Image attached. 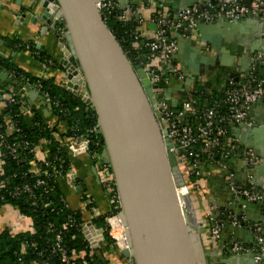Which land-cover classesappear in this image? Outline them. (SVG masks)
Masks as SVG:
<instances>
[{"label": "water", "instance_id": "95a60500", "mask_svg": "<svg viewBox=\"0 0 264 264\" xmlns=\"http://www.w3.org/2000/svg\"><path fill=\"white\" fill-rule=\"evenodd\" d=\"M48 1L55 2L52 9L58 8L57 19L65 29L64 38L68 48L66 53L82 76L81 89L86 92L87 97L74 90L77 86L68 90L96 113L98 134H101L104 142L101 160L110 167L120 201L121 218L127 230L129 245L127 249L121 250V254L130 257L133 264H264V257L259 262L254 261V252L231 250L232 243L237 241L249 247L256 245L255 234L247 226L238 227L228 223L222 227V231L230 227L231 239L221 248V252H225L220 257L217 249L209 251L204 245L202 225L197 219L191 195L174 156L173 144L167 137L155 105L154 96L174 113H178L182 102L177 99L172 101V85H167L164 79L151 83L143 67L126 56L106 25L103 15L96 8L94 0H26L28 4L35 6L33 11H37V18L44 25L50 22ZM118 1L132 10L145 3H155L167 8L176 19L181 10L210 0ZM14 2L19 5L22 0ZM24 16V13L21 14V17ZM32 22L35 23L34 19ZM250 22L255 29L250 44L255 52L253 65H256L264 60V19L229 21L221 18L211 23L198 22L196 34L194 31L178 34L187 37L186 43L189 46L192 38L196 42L201 40L208 45L217 46L216 40L205 31L218 26L234 30ZM196 53L190 54L195 65L200 60ZM174 63L182 71L186 70L187 65L179 60ZM65 65L69 70L74 68L69 62ZM2 75L6 78V73ZM67 86L70 87V84L67 83ZM159 88L162 91L154 95L153 89ZM33 94L38 95L34 91L27 95L32 97ZM252 147L255 154L263 158L262 164L255 169L262 168L264 151L256 144ZM223 173L226 177L227 173ZM256 186L264 188V181L256 183ZM178 188L184 189L181 195L177 193ZM226 188L227 193L233 194L229 181ZM238 198V201L235 199L238 212L235 208H229L234 215L244 213L250 220V210H264V204ZM227 201L231 202L230 199ZM252 222L262 223L263 219Z\"/></svg>", "mask_w": 264, "mask_h": 264}, {"label": "built area", "instance_id": "2783aa9c", "mask_svg": "<svg viewBox=\"0 0 264 264\" xmlns=\"http://www.w3.org/2000/svg\"><path fill=\"white\" fill-rule=\"evenodd\" d=\"M96 8L103 15V19H106L105 13L113 12L116 9V0H94ZM55 2L48 4L50 22L48 24H43L39 18H37V11L26 10L22 11L21 14L28 15L29 20L32 24H39L40 22L44 26L55 25V22H60L57 19V9H52ZM30 5V4H29ZM17 16V17H19ZM131 17L128 13H120L119 19L127 20ZM174 19L173 14L165 7L157 6L151 17V22L155 25V36L153 39L148 40L144 43L146 52H140V45L135 44L130 50L133 53H136L137 56L132 61L133 63L140 64L146 75H149L151 83H157L161 79H164L167 83V76L162 75L165 68H169V73L176 79L181 80L185 77L184 71H182L174 63V55L177 51V45L174 40H171L167 37V33L170 30L178 32H187L194 31L197 23H211L217 19H227L229 21H238L245 18H255V19H264V0H249L246 3V0H210L207 3H201L199 5H193L181 10ZM37 20H36V19ZM35 21L33 23L32 21ZM56 36L60 42H64L61 47L63 57L60 59L62 67L65 72V80L61 83V86L68 88H73V85H77L75 91L81 89V83L83 84V79L80 73L78 72L76 66L74 65L72 58L66 53L68 48L64 38L65 29H56ZM36 48H38L36 46ZM46 64L41 65L44 68L52 67L53 61L51 59H46ZM71 63L74 67L73 69L78 72L79 83H75L73 75L75 71L73 69L66 68L65 63ZM60 64V63H59ZM60 64V65H61ZM262 68L260 72L257 71V67ZM6 80L10 79V75L6 71ZM67 83L70 84V87L67 86ZM41 84L36 83L33 85H21L18 88H14L13 85H8L5 90H0V112L3 110L4 103H11L14 101L16 96L23 95L25 96V105L21 108L22 112H26L29 108H34L41 110L43 115L46 116L45 111L48 113V116H52L54 119L55 115L51 112V105H58V101H52L47 92H41ZM37 92L40 101L38 103L27 102V93L28 92ZM154 95L160 93L162 90L153 89ZM75 95V94H74ZM77 96V95H75ZM82 96V95H81ZM85 103V102H84ZM255 103H261L264 106V60H260L256 65H251V67L243 72L237 80L231 78L228 82V85L222 91V97L216 99L209 107L198 108L196 106L195 100L187 98L183 100L181 105L178 108V113H174L169 109L161 100H155V105L159 111L160 121L163 124L167 137L171 140L173 144V153L175 158L178 161L179 169L181 170L186 187L188 186V173H194L195 175L200 176L201 168L203 166L210 165H221L223 166L226 161L231 157L242 158L245 162V165L250 169L256 165H259L263 158L258 157L255 153V150L252 148H246L240 146L236 138L230 134V127L235 125H250V122L247 119V111ZM86 104V103H85ZM87 105V104H86ZM88 106V105H87ZM90 107V106H88ZM224 109V110H223ZM62 111V109H58ZM3 129L6 133H17L18 128L8 116L4 117V122L0 121V129ZM67 126L61 131L65 132ZM89 132H94L98 134L97 118L96 124ZM91 139L86 134H78L75 130L64 137L61 142V147L68 160L74 156L77 150H81L84 153L89 154V146ZM0 145H5L3 140V134L0 132ZM19 145L14 143L6 144V148L10 150L11 153L16 151V148ZM104 150V148H103ZM102 150V151H103ZM102 153V152H101ZM40 156V157H39ZM204 158H203V157ZM202 157V158H201ZM36 158L43 162L45 167L43 171L44 176L52 175L58 180H67L69 184L75 187L80 191L82 208L80 212L82 213V221L77 224L79 231L83 236V240L86 244V248L90 253L98 249L104 241L103 232L100 228L96 227L92 223L91 219L95 215V207L92 204L93 199L89 197L83 187L78 177L74 172H72V166L69 163L67 166L64 165V159L59 157L55 158L53 164L50 163L47 158L46 152L43 156L36 154ZM101 160V154L98 156ZM102 161V160H101ZM32 170H37L35 163ZM47 168L51 169V173L47 171ZM100 173L104 177L103 184L105 193L108 199V211H111V206L114 208L112 214H107L105 217V228H107L110 237L113 239L112 246L115 248L116 253L121 254L122 249L128 248V239L126 233V227L123 224L121 217V206L117 191L114 187V180L110 172V167L105 163H101ZM227 176V175H226ZM230 176V175H229ZM231 177V176H230ZM230 179V178H229ZM43 179H38L36 185H42ZM182 188L177 189L178 195L179 191ZM187 189V188H186ZM22 190L25 192H30V187L24 185ZM184 190V189H183ZM230 190L231 192L243 198L249 202L264 204V188L254 187L252 184L249 185H239L230 181ZM188 191V190H187ZM85 196L86 200H82V197ZM34 203V202H32ZM90 204V207L86 206ZM92 204V205H91ZM44 206L47 203L43 204ZM117 205L119 210L116 211ZM221 215L218 218H209L207 227H208V239L211 242H215L220 236L222 227L225 224H232L233 226L249 227L255 234L256 245L254 247H249L244 245L241 241L232 243L231 250L238 251L241 250L244 253L254 252V261L259 262L261 258L264 257V220L261 225L253 224L244 225L245 219L240 217H234L225 212H220ZM118 215L123 226L118 224V221H115V217ZM27 218V217H26ZM69 221L72 223V218H69ZM31 220L27 218V229L32 230ZM119 234H123V239ZM62 237L60 232L55 234V241L52 244L51 251L58 252V260L62 264H74L77 259L80 258L76 252L70 254L67 253V250L62 245ZM126 242V245L124 244ZM40 254V253H38ZM127 260L125 264H133V261L130 257H125ZM132 261V262H130ZM29 264H47V259H42L40 261L30 260ZM108 264H111L108 262Z\"/></svg>", "mask_w": 264, "mask_h": 264}, {"label": "crops", "instance_id": "0c3cea01", "mask_svg": "<svg viewBox=\"0 0 264 264\" xmlns=\"http://www.w3.org/2000/svg\"><path fill=\"white\" fill-rule=\"evenodd\" d=\"M14 1H0V54H9L17 67L32 75L53 78L55 82L61 84L65 80V72L63 67H61L60 61L63 57L61 47L64 42H60L56 36V29L58 28L55 25L53 27L51 25L43 27L44 25L41 22L32 24L28 15L21 17L19 14L29 8L35 10V6L30 3L29 5L26 0H22L19 5H16ZM156 7L155 3H145L139 8L132 10L131 7L125 8L123 4L116 0V9L119 13H128L131 17L140 21L138 32L142 41L151 40L155 36V25L149 19ZM249 19L245 18L244 20ZM252 27L253 24L250 22L248 25H240L234 30L218 26L216 29L205 31L209 37L216 40L217 46L208 45L201 40L196 42L193 38L191 46H189L186 43V36L178 34V31L170 30L167 33V37L174 40L177 45L174 61L179 60V62L187 65L184 71L185 77L181 80H173V76L168 74L169 68L163 70L164 77L167 76V85H172L171 87L173 88L172 101L176 99L179 102L186 100L196 85L202 88L205 95H212L223 90L231 78L237 80L243 72L247 71L255 60L253 56L255 52L250 44L255 34V29ZM196 30H194V34H196ZM13 37L21 41L34 42L38 48L42 49L58 64L60 63L61 66L44 68L28 51L11 52L5 44V40ZM191 53L199 55L198 64H194L193 59L190 57ZM2 74L3 72L0 71V81L6 80ZM26 98L29 104L40 101V98L34 94L32 97L27 95ZM45 114L46 116L43 115L45 121L48 124H53L55 119L48 116L46 111ZM247 119L250 125H244L243 127H239L241 125L231 126L230 134L236 138L240 146L253 149L252 145L256 144L258 148L260 147L264 151V106L261 103L252 105L247 111ZM64 128L65 126L60 124V129L63 130ZM254 128L257 131H251ZM239 137H241V140ZM44 153L43 149L38 148L36 150L37 156H43ZM92 158L89 154L77 150L74 156L69 159V162L72 166V172L78 177L81 185L85 188L86 194L93 199L94 213L98 215L108 211V199L104 186L99 180L98 170H100L102 161L99 158H97L98 160H93ZM223 171L227 173L226 177L223 176ZM228 181L239 185L252 184L257 187L256 183L264 181V165L259 169H249L245 166L242 158L231 157L223 166L218 164L203 166L199 179L192 183L198 185L196 186L197 191H190L191 193L189 194L195 207L197 219L202 225L203 243L208 247L209 251L214 248L217 249L218 257L225 252L224 250L221 252V248L225 247L226 243L230 241L231 230L230 227L224 228L223 231L221 230L218 242H211L208 239L207 223L209 218H218V216L223 215L222 213L220 214L222 211H227V214H233L229 208H235L238 212L235 199L238 201L239 198L236 195L235 197L234 194L227 193ZM59 182L67 205L71 209L81 210L80 191L65 179ZM232 196H234V199ZM228 199L231 202L227 201ZM233 216L244 218V225H261L262 223L252 221L264 220V210H250V220L244 213H241V215L233 214ZM26 229L27 218L22 216L15 207L7 204L0 207V231L7 230L9 233H17ZM262 233H264V230ZM114 254L112 250H108V253H106L109 259Z\"/></svg>", "mask_w": 264, "mask_h": 264}, {"label": "trees", "instance_id": "16d2710c", "mask_svg": "<svg viewBox=\"0 0 264 264\" xmlns=\"http://www.w3.org/2000/svg\"><path fill=\"white\" fill-rule=\"evenodd\" d=\"M105 16L106 25L130 60L133 61L137 56L130 50L135 44L140 45V52H146L144 43L148 40H143L141 44L138 19L133 17L125 21L119 19L120 13L117 9L105 13ZM57 24L56 28L63 27V23L57 22ZM5 42L13 53L28 51L40 65H45V60L51 59L42 49L36 48V44L32 41H21L13 37L6 39ZM53 63L52 67L61 66L55 60ZM261 69L257 67L258 72ZM0 71H6L10 75V79L0 81V90H5L10 84L18 88L21 85H33L38 82L42 87L41 92H47L52 101H58L57 106L51 105V112L56 118L53 124L45 121L41 110L29 108L26 112H22L21 108L24 107L26 100L23 95L16 96L11 103L5 102L0 112L2 123L4 117L8 116L18 128L17 133L11 134L6 133L4 127L0 129L5 144L0 145V207L6 204L15 207L22 216L30 218L32 226L30 231L17 233L0 231V264H29L30 260L38 262L42 259H47V264H62L58 260V252L51 251L57 232H60L62 245L68 254L76 252L81 255L74 264L111 263L106 253L108 250L116 253V250L112 246L113 239L105 228V217L115 211L113 206L106 214H98L91 219L92 223L102 230L104 241L98 249L90 253L77 227V224L83 220L82 213L79 209L74 210L67 205L60 180L52 175L44 176L43 162L36 158V150L40 148L46 152V159H49L51 164L59 157L64 159V165L67 166L70 162L66 152L62 150L61 142L72 130H75L78 134L89 136L91 139L89 155L93 160H98L104 148L103 138L101 134L89 132L96 124L95 111L53 78L38 77L17 67L9 54H0ZM223 90L205 95L202 88L196 85L189 98L195 100L196 106L202 109L221 98ZM60 108L62 111L59 112ZM60 124L67 126L63 133ZM11 143L19 145L14 153L6 148V144ZM31 163H35L37 170H32ZM47 171L51 173L50 168H47ZM187 177L190 184L199 179L194 173H188ZM38 179H43L40 186L36 185ZM24 185L30 187V192L22 190ZM113 188L116 190L115 185ZM82 200H86V197L83 196ZM45 203L46 206L43 205ZM92 204L94 205V202ZM86 207L89 208L90 204ZM69 218H72L73 225Z\"/></svg>", "mask_w": 264, "mask_h": 264}, {"label": "rangeland", "instance_id": "374dc122", "mask_svg": "<svg viewBox=\"0 0 264 264\" xmlns=\"http://www.w3.org/2000/svg\"><path fill=\"white\" fill-rule=\"evenodd\" d=\"M151 17V16H150ZM150 20V19H149ZM151 21V20H150ZM153 23V22H152ZM56 25H58L57 24V22H55V26ZM64 26V25H63ZM59 29H61V28H59ZM102 163V162H101ZM99 171V174H100V179H101V181L103 182L104 181V177L102 176V174L100 173V170H98ZM196 186H198V185H195V184H188V186H187V190H188V192L189 193H191L190 191H197L196 190ZM119 210V206L117 205V207H116V211H118ZM127 259L126 258H124L123 256H121V255H119V254H117V253H115L113 256H111V258H110V261H111V263L112 264H125L124 262L126 261Z\"/></svg>", "mask_w": 264, "mask_h": 264}, {"label": "bare ground", "instance_id": "6f19581e", "mask_svg": "<svg viewBox=\"0 0 264 264\" xmlns=\"http://www.w3.org/2000/svg\"><path fill=\"white\" fill-rule=\"evenodd\" d=\"M48 4H50V1H48ZM73 71H75V73H74V77H73V79L75 80V83L77 84V83H79V75H78V72L76 71V70H74L73 69ZM73 86H77V85H73ZM81 86H82V83H81ZM79 94L80 95H82V96H84L85 98L87 97V95H86V92L83 90V89H79ZM184 192V190L183 189H181L180 191H179V193H183ZM120 217V216H119ZM119 217H118V215L115 217V221H118V224L120 225V226H123L122 225V223H121V221H120V219H119ZM121 218V217H120ZM124 224V223H123ZM124 226L126 227V225L124 224ZM127 231V230H126ZM121 237H122V239H123V234H119ZM128 239V238H127ZM124 244L126 245V242L124 241ZM129 245V244H128Z\"/></svg>", "mask_w": 264, "mask_h": 264}, {"label": "flooded vegetation", "instance_id": "af4514ba", "mask_svg": "<svg viewBox=\"0 0 264 264\" xmlns=\"http://www.w3.org/2000/svg\"><path fill=\"white\" fill-rule=\"evenodd\" d=\"M154 100H158V99H156V96H154ZM158 101H160V100H158ZM172 110V109H171ZM173 111V110H172ZM246 166V165H245ZM259 167V165H256V166H254V167H252L251 169H255V168H258ZM246 167H248V166H246ZM249 168V167H248ZM250 169V168H249ZM257 204H259V203H257Z\"/></svg>", "mask_w": 264, "mask_h": 264}]
</instances>
